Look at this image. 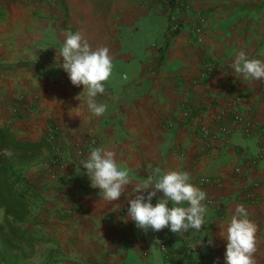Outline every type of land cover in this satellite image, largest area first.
Returning <instances> with one entry per match:
<instances>
[{"label": "crops", "instance_id": "crops-1", "mask_svg": "<svg viewBox=\"0 0 264 264\" xmlns=\"http://www.w3.org/2000/svg\"><path fill=\"white\" fill-rule=\"evenodd\" d=\"M179 1L205 16L199 32L190 11L178 31H167V11L157 0H0V126L29 141L45 137L49 124L60 130L62 164L47 159L49 173L34 180L39 223L31 226L55 237L39 244L45 250L39 261L225 264L221 226L226 231L243 204L257 225L256 264H264V80L244 81L230 67L240 50L264 60V0ZM74 3L80 6L70 8ZM79 27L93 49L107 47L113 58L105 92L96 98L108 105L101 117L87 111L83 85L58 67V48ZM205 60L217 70L203 74ZM210 106L230 135L206 145L197 125L208 121ZM237 110L250 123L248 133L231 121ZM89 138L93 145L84 143ZM96 147L112 148L134 174L115 201L83 172L81 161ZM157 169L187 170L206 192L200 230L144 231L125 219L135 184Z\"/></svg>", "mask_w": 264, "mask_h": 264}, {"label": "clouds", "instance_id": "clouds-1", "mask_svg": "<svg viewBox=\"0 0 264 264\" xmlns=\"http://www.w3.org/2000/svg\"><path fill=\"white\" fill-rule=\"evenodd\" d=\"M58 53V67L67 73L73 85H83L87 111L94 117L108 112V105L96 98L105 92V82L113 72L109 49H93L81 32L69 31ZM230 67L244 81L264 80V60L249 58L244 50L239 51ZM81 166L90 186L99 187L101 196L109 201L117 200L134 178L130 168L117 159L110 147L92 149ZM158 192L162 195L157 196ZM205 198L206 192L191 181L187 170L157 169L147 180L135 184L133 195L127 198L125 219L130 217L144 231L158 232L165 227L175 234H184L189 229L198 231L204 226L208 212ZM256 230L257 225L246 207L237 204L226 231L221 226V235L227 240L225 264H256Z\"/></svg>", "mask_w": 264, "mask_h": 264}, {"label": "trees", "instance_id": "trees-1", "mask_svg": "<svg viewBox=\"0 0 264 264\" xmlns=\"http://www.w3.org/2000/svg\"><path fill=\"white\" fill-rule=\"evenodd\" d=\"M171 1L174 3V0ZM46 147L45 137L35 141L23 140L13 131L0 126V153L7 149L12 152L9 157L2 155L0 158V206L5 214L3 222H0V264H19L23 257L17 252L18 244L25 242L32 249V243L39 239L32 236L29 230L21 228L32 202L40 198L37 187L24 176L23 171L29 158ZM8 215L12 220H8Z\"/></svg>", "mask_w": 264, "mask_h": 264}, {"label": "built area", "instance_id": "built-area-1", "mask_svg": "<svg viewBox=\"0 0 264 264\" xmlns=\"http://www.w3.org/2000/svg\"><path fill=\"white\" fill-rule=\"evenodd\" d=\"M158 2L162 3L163 6H165L167 11V31H170V33L175 32L178 30L181 25L184 23V16L190 11L189 8L185 5V2L176 0L174 3H172L171 0H157ZM190 15L192 14V20H193V27L196 30V32H199L202 27V22L205 19V16L202 13L199 12H192L190 11ZM48 55V54H46ZM203 74H210L217 69V65L212 60H205L203 64ZM204 113L207 114L208 121H205L204 119H201L197 125L198 132L202 136V138L205 140L206 145L211 140L214 139H222L227 140L229 138L230 132L223 127L221 124V118L222 116L219 113L213 112L211 106L207 108ZM231 121L233 124L241 123L243 124L242 131L244 133L249 132V125L250 123L245 119L244 113L242 110H237L231 115ZM59 126L55 124H49L46 126L45 129V139L52 145L53 147V155H52V161L50 162L52 165H58V154L60 153V143H59ZM86 145H93L94 139L89 138L86 139L84 142ZM84 144V145H85ZM74 148L80 150L81 145L76 143L74 144ZM260 158H264V147L260 148L259 153ZM236 172L240 171V167L236 166L235 168ZM243 198L250 199V195L248 191H245L243 193ZM161 248L163 251L166 250L165 245H161Z\"/></svg>", "mask_w": 264, "mask_h": 264}, {"label": "rangeland", "instance_id": "rangeland-1", "mask_svg": "<svg viewBox=\"0 0 264 264\" xmlns=\"http://www.w3.org/2000/svg\"><path fill=\"white\" fill-rule=\"evenodd\" d=\"M74 6L75 7L80 6V4H78V3L69 4L70 8H73ZM71 12L73 13V10ZM75 14L76 13L74 12V15ZM78 20L79 19H74L73 21L76 24ZM80 28L81 27H79L76 30L72 29V32L79 31L82 33V30ZM46 142H47V147L44 149L46 151L45 154H44V150H43L41 153L32 155L29 158V160L24 164L23 174H24V176H26V178L29 179V181L31 183H33L37 187V190H39V188H38L37 184L34 182V180L36 181V178H40L44 174L49 173V171H48L49 166L46 167L45 162L47 159H49L50 162L52 161L51 157L53 155V147L47 140H46ZM59 151H60V148H59ZM11 154H12L11 150H9V149L4 150L3 153H0V158L2 155H5V157H9ZM57 156H58V160H57L58 165L57 166H60L62 164V155H61V153H59ZM39 200H40V198L34 199V201L32 202V204L30 206L29 213L23 218V220L21 222V228L29 230L32 233V236L38 237L39 239H37L36 241H34L32 243V246H33L32 249L30 248L31 246L25 242H21L18 244L17 252L19 254H21L23 257L19 264H52V261H51L52 258L50 259V258H48V256L45 260L39 261L41 259V257L39 258L38 255H43L45 250L41 249V247H38V246L41 243H48L49 241L54 240L55 237L51 238V236H49V235L35 233L34 231H36V230H33V228H32L33 225L39 223V220H37L38 219L37 218L38 212H37V210L33 209L34 205ZM4 218H5L4 209H3V207L0 206V222H3ZM7 218H8V220L9 219L12 220L11 219L12 217L10 215H8ZM31 224H33V225L31 226ZM5 228L7 229L8 226L6 225ZM53 255L57 256L56 253H54ZM34 256H36V258H37L36 260L33 259Z\"/></svg>", "mask_w": 264, "mask_h": 264}]
</instances>
